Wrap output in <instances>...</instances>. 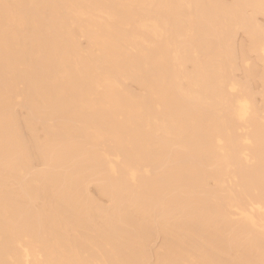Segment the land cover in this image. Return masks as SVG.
Returning a JSON list of instances; mask_svg holds the SVG:
<instances>
[{
  "label": "bare ground",
  "instance_id": "6f19581e",
  "mask_svg": "<svg viewBox=\"0 0 264 264\" xmlns=\"http://www.w3.org/2000/svg\"><path fill=\"white\" fill-rule=\"evenodd\" d=\"M263 13L0 0V264H264Z\"/></svg>",
  "mask_w": 264,
  "mask_h": 264
},
{
  "label": "rangeland",
  "instance_id": "374dc122",
  "mask_svg": "<svg viewBox=\"0 0 264 264\" xmlns=\"http://www.w3.org/2000/svg\"><path fill=\"white\" fill-rule=\"evenodd\" d=\"M220 1H222V2H224V3H228V2H230V0H220ZM255 20H256V22H257V24L259 25V26H261V27H264V13L261 15V14H256L255 15V18H254ZM245 35H244V32L242 31V30H239V31H237V33H236V35H235V37H233V45L235 44L236 46H238V45H240L242 42H244V40H245V37H244ZM239 41H241V43L239 42ZM84 41L83 40H81V44L82 45H84V43H83ZM234 45V47L236 48V46ZM237 49V48H236ZM250 55V54H249ZM254 54H251L250 56H248V59H246L247 61L244 63H242V66L243 67H245V66H249V65H251L252 63H254V62H256L255 61V55L253 56ZM252 60V61H251ZM238 62V64H239V61H237ZM241 63V62H240ZM258 65V64H257ZM240 66H241V64H240ZM259 66H260V64H259ZM242 67H240L237 71H235L234 72V76H235V79H238V80H242L243 78H244V74H243V70L241 69ZM243 76V77H242ZM128 86L130 87V89H132V90H137V88H136V86L135 85H133V84H128ZM251 88H252V92L254 93V102H255V105H257V106H262V104H263V101H262V97H260V95H259V92H260V90H261V87H260V85L258 84V83H256V82H253L252 84H251ZM254 88V89H253ZM256 92V93H255ZM258 97V98H257ZM15 112H16V114H17V116L19 117V118H23V116L24 115H26V110L25 109H23V108H21V107H17L16 108V110H15ZM36 128H37V130H39L40 129V125H37L36 126ZM41 168V166L39 165V164H34L33 165V169L34 170H38V169H40ZM143 171H144V169H142ZM141 170V172L142 173H145V172H143ZM149 171H150V169H149ZM88 193H89V195L90 196H92L93 198H95L100 204H102L103 206H105V205H107V199L105 198V197H103V196H100L99 194H97V191H96V188H95V184H94V182H91L89 185H88ZM161 244H162V238L161 237H158V238H155L153 241H152V243H151V248H152V250H157L158 248H160V246H161Z\"/></svg>",
  "mask_w": 264,
  "mask_h": 264
}]
</instances>
